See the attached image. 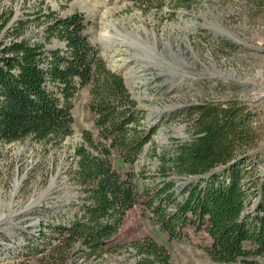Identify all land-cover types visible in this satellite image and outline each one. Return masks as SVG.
<instances>
[{
    "label": "rangeland",
    "instance_id": "1",
    "mask_svg": "<svg viewBox=\"0 0 264 264\" xmlns=\"http://www.w3.org/2000/svg\"><path fill=\"white\" fill-rule=\"evenodd\" d=\"M72 13L83 16V34L106 71L79 88L72 132L60 142L0 140V264H136L145 253L132 243L148 238L165 247L169 264H264V254L213 260L205 249L208 233L192 223L175 224L174 234L168 233L148 208L150 195H139L126 211L102 255L87 256L78 239L53 253L60 244L57 224L82 215L88 202L75 177L76 145L101 156V146L93 148L84 134L95 144L110 143L101 137L96 103L109 93L104 85L113 81L111 74L122 80L118 96L109 98L113 111L132 112L141 132L153 129L132 161L110 147L113 168L130 173L137 192L145 186L154 192L159 158L176 154L178 142L195 136L196 113L189 111L206 103L243 108L248 127L242 133L250 142L243 153L256 161L249 175L264 169V0H0V48L15 37L44 39L53 19ZM64 46L55 35L47 41L48 48ZM189 178L172 170L167 176L178 187ZM255 203L253 197L248 210Z\"/></svg>",
    "mask_w": 264,
    "mask_h": 264
},
{
    "label": "trees",
    "instance_id": "2",
    "mask_svg": "<svg viewBox=\"0 0 264 264\" xmlns=\"http://www.w3.org/2000/svg\"><path fill=\"white\" fill-rule=\"evenodd\" d=\"M7 21L4 20L2 28ZM85 27L83 16L72 13L53 19L44 29V39L15 37L2 45L1 141L30 138L60 142L71 134L72 99L80 87L96 80L97 71H106L96 49L83 34ZM52 35L63 40L65 46L48 48L47 41ZM110 76L113 81L104 85L109 93L96 103L101 137L110 138V143L95 144L88 132L84 134L83 138L93 148L101 146V156L84 143L76 145L75 177L85 186L88 202L82 205V215L74 214L68 223L57 224L55 231L60 244L51 249L53 253L78 239L87 256L102 255L126 211L138 203L139 195H150L148 208L168 233L174 234L175 224L187 223L208 233L210 243L205 249L213 260L247 261L264 254V169L258 176L249 175L251 169L247 168L254 159L243 153L250 145L245 140L247 132L242 133L248 127L243 108L236 102L227 106L196 105L189 111L196 113L195 136L178 142L176 154L159 158L161 180L152 194L148 186L137 192L131 174H119L113 168L110 147H119L123 159L132 161L153 129L141 132L137 128L140 120L132 112L113 111L109 98L118 96L122 80L120 76ZM131 123L133 126L129 127ZM170 170L191 178L178 187L175 180L167 179ZM179 192L181 198L177 196ZM253 197L256 203L248 210ZM171 204L174 208L167 210ZM47 244L52 245L51 239ZM132 245L136 251L145 253L136 264H169L168 251L156 241L148 238Z\"/></svg>",
    "mask_w": 264,
    "mask_h": 264
},
{
    "label": "water",
    "instance_id": "3",
    "mask_svg": "<svg viewBox=\"0 0 264 264\" xmlns=\"http://www.w3.org/2000/svg\"><path fill=\"white\" fill-rule=\"evenodd\" d=\"M228 36H230V37H232V35L231 34H229V33H226Z\"/></svg>",
    "mask_w": 264,
    "mask_h": 264
}]
</instances>
